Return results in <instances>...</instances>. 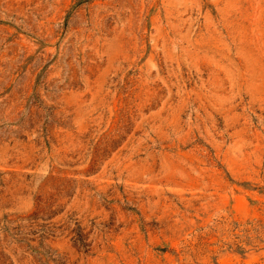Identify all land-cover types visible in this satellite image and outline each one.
<instances>
[{
  "label": "rangeland",
  "instance_id": "1",
  "mask_svg": "<svg viewBox=\"0 0 264 264\" xmlns=\"http://www.w3.org/2000/svg\"><path fill=\"white\" fill-rule=\"evenodd\" d=\"M0 264H264V0H0Z\"/></svg>",
  "mask_w": 264,
  "mask_h": 264
}]
</instances>
